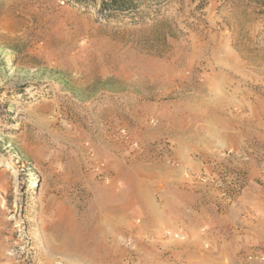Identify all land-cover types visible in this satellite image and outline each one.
<instances>
[{
	"label": "rangeland",
	"instance_id": "1",
	"mask_svg": "<svg viewBox=\"0 0 264 264\" xmlns=\"http://www.w3.org/2000/svg\"><path fill=\"white\" fill-rule=\"evenodd\" d=\"M100 1L0 0V264H151L134 225L99 227L87 208L124 187L98 164L111 147L130 155L139 129L171 121V101L192 92L211 125H251L264 107V0H139L122 13ZM221 155L241 166L210 176L220 199L248 185L252 162L264 202V147L246 139ZM221 168L243 178L233 198ZM185 253L161 249L158 263L201 262ZM237 256L264 264V238Z\"/></svg>",
	"mask_w": 264,
	"mask_h": 264
},
{
	"label": "crops",
	"instance_id": "2",
	"mask_svg": "<svg viewBox=\"0 0 264 264\" xmlns=\"http://www.w3.org/2000/svg\"><path fill=\"white\" fill-rule=\"evenodd\" d=\"M198 95L192 92L188 98L171 101L167 109L158 102V115L162 117L165 108L171 121L139 129L142 148L130 149V155L116 149V158L111 147L109 161L98 166L113 169L114 179L124 187L118 190L113 205L108 206L97 194L89 198L87 208L92 207L99 227L103 221L134 225L137 239L143 243L139 247L153 252L151 264H159V250L168 248L177 256L187 250V255L201 260L198 264L210 260L212 264H261L237 259L241 246L247 249L264 238V202L257 199L253 186L259 175L256 165H244L248 185L231 200L220 199L210 178L220 165L241 166L238 159L225 158L221 151L236 149L246 139L264 147V107L256 106L251 125L245 124L242 115L236 116L235 123L222 124L218 117L211 125L212 119L202 116L208 113L205 97ZM155 140L167 143L168 152L153 156L150 144ZM202 226L207 231L198 234Z\"/></svg>",
	"mask_w": 264,
	"mask_h": 264
},
{
	"label": "built area",
	"instance_id": "3",
	"mask_svg": "<svg viewBox=\"0 0 264 264\" xmlns=\"http://www.w3.org/2000/svg\"><path fill=\"white\" fill-rule=\"evenodd\" d=\"M150 121L152 123H154V120L151 119ZM133 146L136 148H142L138 141H133ZM156 146H157V148H156L157 156H162L165 153H167L169 150L168 145L166 143L164 144V143L160 142ZM240 153L244 154V152L237 150L236 154L238 156L241 155ZM244 158L247 159L248 157L244 156ZM263 161H264V156H263ZM218 173L221 174L224 178V186H222V189H221L223 191V194L227 198H233L236 194H238V192L242 188L241 184H242L243 178H241L239 176L238 172H236V171H229V170H225L222 168L220 171L218 169ZM217 180H218V178H217ZM174 236L178 237L179 235L175 234ZM248 258H251L250 254H249Z\"/></svg>",
	"mask_w": 264,
	"mask_h": 264
},
{
	"label": "trees",
	"instance_id": "4",
	"mask_svg": "<svg viewBox=\"0 0 264 264\" xmlns=\"http://www.w3.org/2000/svg\"><path fill=\"white\" fill-rule=\"evenodd\" d=\"M84 0H77V2H82ZM139 0H101L99 4V12L112 11L122 13L126 9H134L136 3Z\"/></svg>",
	"mask_w": 264,
	"mask_h": 264
}]
</instances>
